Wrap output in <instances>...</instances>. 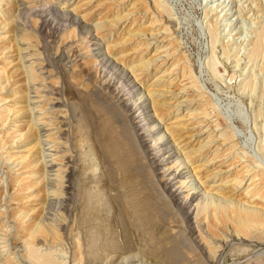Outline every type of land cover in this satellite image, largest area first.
I'll return each instance as SVG.
<instances>
[{
    "label": "rangeland",
    "instance_id": "obj_1",
    "mask_svg": "<svg viewBox=\"0 0 264 264\" xmlns=\"http://www.w3.org/2000/svg\"><path fill=\"white\" fill-rule=\"evenodd\" d=\"M263 194L264 0H0V264H264Z\"/></svg>",
    "mask_w": 264,
    "mask_h": 264
},
{
    "label": "bare ground",
    "instance_id": "obj_2",
    "mask_svg": "<svg viewBox=\"0 0 264 264\" xmlns=\"http://www.w3.org/2000/svg\"><path fill=\"white\" fill-rule=\"evenodd\" d=\"M245 8V7H244ZM212 32V31H211ZM262 32V31H261ZM259 33V35L257 36V37H255L254 38V40L252 41V43H251V50H250V54L251 55H253V56H256V55H258V53H260V50L262 49V37H263V33ZM148 36V35H147ZM155 53V52H154ZM156 53H159L160 54V52L158 51V52H156ZM159 54H155L154 56H153V58H152V60L151 61H153V62H155V61H157V59L161 56V55H159ZM166 56V55H165ZM155 57V58H154ZM162 57V56H161ZM162 59V58H161ZM261 60V59H260ZM147 63V62H146ZM183 78V77H182ZM248 79V78H247ZM157 81V80H156ZM154 81H152V83H153ZM151 83V84H152ZM245 83V82H244ZM144 92V91H143ZM157 91L155 90V89H148V90H146V93L148 94V96L149 97H151V96H154L155 95V93H156ZM146 96V95H145ZM198 111V110H197ZM187 116H190V118L191 119H193V114H187ZM183 119H185V118H183ZM182 120V119H181ZM177 121H180V119L179 120H177ZM183 121H185V123H181L179 126H178V128L177 129H179V130H181V134L182 133H184L185 131H188L189 130V132H190V136L188 137L189 139H193V141L196 139L197 141L200 139V138H202V136L203 135H205L202 139H207L208 141L207 142H204L205 144L203 145V144H198V145H200V146H198V147H200V148H205L206 150V154H208L210 151H209V149L210 148H212L213 146H210L209 144H211L212 142H210L211 140V138H210V135L209 134H211L212 132H208L209 130H204V129H202L203 127L200 125L201 123H199V122H194V121H189V122H186V119L185 120H183ZM159 124V123H158ZM175 130V129H174ZM154 131V130H153ZM159 132V131H158ZM164 132V131H163ZM180 132V131H179ZM174 133V132H173ZM175 134V133H174ZM215 135V134H214ZM163 136H161L160 138H162ZM221 137V138H220ZM219 138H220V140L222 139V134H221V136H220ZM225 138V137H224ZM166 139H168V138H166ZM176 138L174 137V135L172 136V138H171V142H172V145L174 146V150L176 151L175 153H176V155H177V159H178V157L179 158H181V160L180 161H182L183 162V164L185 165V167H186V165L188 166V160H187V158L186 157H184V154L185 153H182V151L180 150V148L177 146L178 145V143L176 142ZM218 140V139H217ZM216 140V141H217ZM225 141V140H224ZM199 142V141H198ZM218 142V144H220L219 143V141H217ZM221 142V141H220ZM154 143V142H153ZM186 143H189V142H186ZM187 145V144H186ZM170 146V145H169ZM169 146H166V144H165V149H163V150H165L166 152H170L171 150H172V148H171V146L169 147ZM172 146V147H173ZM216 147L214 148L213 147V150L211 151L212 153L213 152H216ZM199 150V149H198ZM204 151V150H203ZM202 153V152H201ZM172 153H170V155H171ZM203 154V153H202ZM215 154V153H214ZM156 155V154H155ZM169 155V156H170ZM154 156V155H153ZM212 158L211 159H209V161H208V163H205L204 165H203V168H207V167H210V166H212V165H214V164H216L217 162H219V161H222V160H224L223 158H221V159H219V160H216L217 158L216 157H218L217 155L216 156H211ZM155 160V159H154ZM239 161V160H238ZM238 161H233V162H230V163H228L225 167H223V170H222V172L221 173H223V174H226L225 175V178H227V180L225 181V182H229V184H231L232 185V187L235 189V188H239V186L242 184V185H244V183L247 181V180H249V183H248V185H247V187L246 188H249V187H251V186H254L255 184H256V182L260 179V177L259 178H257V179H255L256 178V176L253 174V173H249V169H247V165H245V164H242V163H239ZM224 163V162H223ZM220 165V164H219ZM189 168V167H188ZM235 168H237L236 170H235V172H234V174L232 173V174H229L232 170H234ZM166 171L168 172V171H170V173H168L167 175H169V174H171V172L173 171V169H172V167H169L168 169H166ZM182 170H177V171H175V172H173V174H172V176L174 177V178H179V177H184L186 174H188L189 175V178H191V179H189V181L187 182V183H189V184H192V181H194V182H197L196 184H197V189L200 191V190H202V192L203 193H201V194H203V195H208V193L209 192H207L206 190H204L202 187H201V185H200V182H198V178L196 177V174H195V166L194 167H192V168H189V170H188V172L186 173V172H181ZM165 173V172H164ZM166 174V173H165ZM258 176V175H257ZM182 177V178H183ZM246 179V180H245ZM262 179V178H261ZM191 180V181H190ZM245 180V181H244ZM262 182V181H261ZM171 183V182H170ZM260 183V182H259ZM168 184H169V182H168ZM181 185H182V183H180ZM181 185H179V189L182 187ZM167 186V185H166ZM174 187V186H173ZM167 188H170V187H167ZM184 188V187H183ZM183 188H181V189H183ZM245 188V189H246ZM171 189V188H170ZM196 189V191L195 192H193L190 196H189V199H192L195 195L197 196V193H198V190ZM179 191V190H178ZM182 191V190H181ZM194 191V190H193ZM259 191V190H258ZM260 192V191H259ZM169 193H170V190H169ZM261 193V192H260ZM259 193V194H260ZM179 193L177 192L176 193V190L173 192V195H178ZM189 195V194H188ZM261 195H262V193H261ZM264 195V194H263ZM253 197V196H252ZM261 197V196H260ZM185 198V197H184ZM262 199H264V196L263 197H261ZM237 203L239 204V202L237 201ZM185 204V203H184ZM240 205H242V204H240ZM253 216V215H252ZM248 219V216H246L245 217V220H247ZM238 221H240V220H238ZM30 250H31V253H35L34 251L35 250H33L32 249V247L30 248ZM33 255H35V254H33ZM32 255V256H33ZM38 259V258H37Z\"/></svg>",
    "mask_w": 264,
    "mask_h": 264
}]
</instances>
